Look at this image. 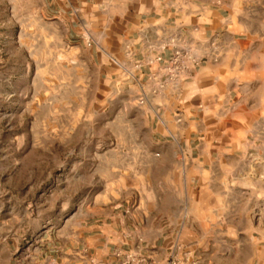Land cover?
<instances>
[{
    "label": "crops",
    "instance_id": "1",
    "mask_svg": "<svg viewBox=\"0 0 264 264\" xmlns=\"http://www.w3.org/2000/svg\"><path fill=\"white\" fill-rule=\"evenodd\" d=\"M26 1L48 58L70 62L126 141L112 153L130 196L26 249L0 211V264H119L118 251L264 264V0ZM170 38L201 62L153 94L164 61L148 60Z\"/></svg>",
    "mask_w": 264,
    "mask_h": 264
},
{
    "label": "rangeland",
    "instance_id": "2",
    "mask_svg": "<svg viewBox=\"0 0 264 264\" xmlns=\"http://www.w3.org/2000/svg\"><path fill=\"white\" fill-rule=\"evenodd\" d=\"M26 2L0 0V211L22 249L130 196L128 172L117 169L127 156L112 153L126 141L110 137V113L70 62L48 58L46 28L30 25Z\"/></svg>",
    "mask_w": 264,
    "mask_h": 264
},
{
    "label": "built area",
    "instance_id": "3",
    "mask_svg": "<svg viewBox=\"0 0 264 264\" xmlns=\"http://www.w3.org/2000/svg\"><path fill=\"white\" fill-rule=\"evenodd\" d=\"M90 44V42L88 43ZM160 50L170 49L171 54L164 58L157 54L148 60L149 63L164 61L163 78L150 89L153 94H160L169 86H175L182 75L186 74L193 66L200 64L198 53L188 44L179 43L175 38L161 41L158 44ZM145 95L139 98L140 103H144ZM119 264H196V261L188 252L181 255H173L165 260H158L152 256L135 254L132 252L118 251L115 253ZM96 264H101L96 262Z\"/></svg>",
    "mask_w": 264,
    "mask_h": 264
}]
</instances>
